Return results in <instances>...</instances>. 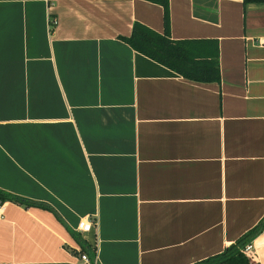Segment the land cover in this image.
I'll use <instances>...</instances> for the list:
<instances>
[{
    "label": "crops",
    "instance_id": "0c3cea01",
    "mask_svg": "<svg viewBox=\"0 0 264 264\" xmlns=\"http://www.w3.org/2000/svg\"><path fill=\"white\" fill-rule=\"evenodd\" d=\"M169 13L174 40L217 41L220 81L121 39L136 22L163 33L160 4L0 0V189L76 231L90 220L99 264H192L264 218V0ZM3 207L0 264H81L52 211ZM251 243L264 264V230Z\"/></svg>",
    "mask_w": 264,
    "mask_h": 264
},
{
    "label": "trees",
    "instance_id": "16d2710c",
    "mask_svg": "<svg viewBox=\"0 0 264 264\" xmlns=\"http://www.w3.org/2000/svg\"><path fill=\"white\" fill-rule=\"evenodd\" d=\"M147 1L160 4L163 7L164 32L159 33L136 22L130 36H123L121 39L136 51L170 68L185 78L201 82L220 81L221 71L217 41L212 39L174 40L170 34L169 0ZM53 25L54 24H51V27H53ZM6 201L17 202L25 204L26 206H37L52 211L80 245L81 251L88 254V256L95 261L96 251L91 248L90 244L82 237L80 232L74 230L65 222L53 206L43 201L0 189V203ZM263 230L264 218L237 238L235 242L227 246L222 252L192 264H259L248 257L243 252V249Z\"/></svg>",
    "mask_w": 264,
    "mask_h": 264
},
{
    "label": "built area",
    "instance_id": "2783aa9c",
    "mask_svg": "<svg viewBox=\"0 0 264 264\" xmlns=\"http://www.w3.org/2000/svg\"><path fill=\"white\" fill-rule=\"evenodd\" d=\"M51 1V0H50ZM53 23H56V20H52ZM4 203H0V215L3 214V207ZM93 229V223L90 220L84 219L79 221L78 225H77V231L80 233H86L89 232ZM243 252L250 258L253 257L254 255V251H253V244L249 243L247 244V246L243 249ZM81 264H98L97 263V259H95V261H93L88 254L83 253L81 254Z\"/></svg>",
    "mask_w": 264,
    "mask_h": 264
},
{
    "label": "rangeland",
    "instance_id": "374dc122",
    "mask_svg": "<svg viewBox=\"0 0 264 264\" xmlns=\"http://www.w3.org/2000/svg\"><path fill=\"white\" fill-rule=\"evenodd\" d=\"M252 259V258H251ZM253 260V259H252Z\"/></svg>",
    "mask_w": 264,
    "mask_h": 264
}]
</instances>
